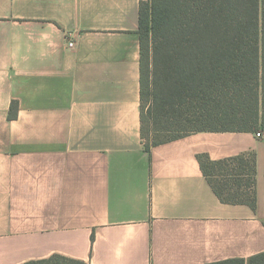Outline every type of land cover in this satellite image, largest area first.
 <instances>
[{
	"label": "crops",
	"instance_id": "obj_1",
	"mask_svg": "<svg viewBox=\"0 0 264 264\" xmlns=\"http://www.w3.org/2000/svg\"><path fill=\"white\" fill-rule=\"evenodd\" d=\"M140 2L0 0V264L264 251V132L197 131L145 149ZM249 151L256 209L222 202L198 158Z\"/></svg>",
	"mask_w": 264,
	"mask_h": 264
},
{
	"label": "trees",
	"instance_id": "obj_2",
	"mask_svg": "<svg viewBox=\"0 0 264 264\" xmlns=\"http://www.w3.org/2000/svg\"><path fill=\"white\" fill-rule=\"evenodd\" d=\"M138 34L146 150L197 131L264 132V0H141ZM198 158L222 202L256 209L255 151ZM207 264H264V251Z\"/></svg>",
	"mask_w": 264,
	"mask_h": 264
},
{
	"label": "built area",
	"instance_id": "obj_3",
	"mask_svg": "<svg viewBox=\"0 0 264 264\" xmlns=\"http://www.w3.org/2000/svg\"><path fill=\"white\" fill-rule=\"evenodd\" d=\"M68 44H69L70 47H74V46H75V41L70 40ZM256 134H257V136H259V137L262 136V133H261V132H257Z\"/></svg>",
	"mask_w": 264,
	"mask_h": 264
}]
</instances>
